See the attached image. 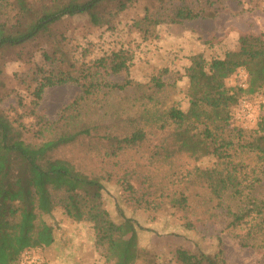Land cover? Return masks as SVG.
<instances>
[{
    "label": "trees",
    "instance_id": "trees-1",
    "mask_svg": "<svg viewBox=\"0 0 264 264\" xmlns=\"http://www.w3.org/2000/svg\"><path fill=\"white\" fill-rule=\"evenodd\" d=\"M140 1L0 0V54L13 51L17 59H24L39 42L63 40L64 34L57 36L52 27L65 17L87 16L94 26L113 29L118 16ZM157 1L147 0L152 4H145L143 15L132 22L144 40L160 25L213 17L216 13L207 12L199 4L217 0H191L190 4L187 0L180 4ZM42 53L52 60L45 50ZM32 55L34 52L27 62H35ZM133 59L131 50L120 46L93 61L74 63L68 72L59 70L58 75L35 64V75L41 76H35L32 104L16 116L0 107V264H17L26 250L50 246L55 241L54 228L42 215L44 209L58 207L76 221L89 220L96 245L104 248L109 259L113 258L112 250L122 238L124 226L134 232L133 240L138 223L121 208L118 210L123 219H113L104 200L103 177L87 174L58 152L89 139L90 150L106 147L108 158H120L146 140L145 127L150 123L158 125L165 135L151 159L162 155L169 159L184 152L197 158L215 157L213 166L195 169L197 179H204L208 187L206 199L219 206L226 195L234 198L236 208L229 209L227 224L231 235L241 246L264 253V196L259 194L264 181V115L250 129L238 124L234 116L242 98L264 90V31L240 33L223 56H208L205 48L188 55L184 71L179 72L180 79L186 78V108L172 102L173 90L169 87H174L178 78L163 77L169 68L148 82L127 78L114 83L108 78L112 74H129ZM239 69L246 71V85L229 86L228 79ZM67 81L78 84L81 94L61 108L56 120H47L36 109L45 87ZM129 87L139 95L133 103L136 113L124 117L119 111L105 110L102 116L89 117L83 110L84 102L96 94ZM26 115L34 117V121L25 124ZM138 175L126 172L121 183L134 206L149 209L155 205L149 193L139 192L132 182ZM147 177L151 185L155 183L151 173ZM173 205L187 215L189 197L181 193L173 199ZM186 225L193 228L190 220ZM127 252L128 248L122 261ZM222 254L221 249L214 255L184 247L176 250L182 264H227Z\"/></svg>",
    "mask_w": 264,
    "mask_h": 264
},
{
    "label": "rangeland",
    "instance_id": "rangeland-1",
    "mask_svg": "<svg viewBox=\"0 0 264 264\" xmlns=\"http://www.w3.org/2000/svg\"><path fill=\"white\" fill-rule=\"evenodd\" d=\"M182 1L173 0L172 3L180 4ZM152 3L142 0L130 6L118 16L113 29L94 26L87 16L61 19L52 29L57 36L62 33L65 38L61 41L44 40L31 48L34 63L27 62L31 53L24 59H17L13 51L7 55L0 54V96L6 95L0 99V107L6 109L10 116H16L32 104V100H35L33 89L37 83L35 76H41L39 73L35 75V64L40 65L44 71L52 70L58 75L59 70H71L74 63L93 61L111 48L124 46L134 55L130 72L112 74L108 78L114 83H122L127 78L148 82L152 76L169 68L170 72L162 74L163 77L172 80L178 78L177 84L169 87L173 90L172 102L186 108V78L180 79L179 72L184 71L188 55L205 48L208 56H223L227 49L234 46L240 33L264 31V0H217L210 4H199L207 12L216 10L213 17L201 16L184 23L163 24L144 40L141 32L132 27V22L143 15L145 4ZM187 3L190 4L191 0H187ZM212 37L214 40L210 39ZM207 40L211 42L202 44ZM39 46L44 47L52 60L45 57L42 53L44 50H38ZM246 80V71L239 69L228 79V85L235 86ZM80 94L81 87L70 81L48 85L36 109L47 120H56L61 108ZM138 96L133 87L124 91L98 93L84 102L83 110L89 117L102 116L105 110L119 111L126 117L137 112L133 103ZM240 102L234 111L235 120L247 129L253 128L256 123L238 120L236 115ZM252 102L258 121L264 115V103L259 104L253 98ZM33 121L32 116L26 115L24 118L25 124ZM145 130L146 140L135 149L127 150L120 158H108L106 147H90V150L89 139L77 141L58 152L59 156L72 160L87 174L103 177L106 186L104 200L113 219L117 222L123 219L118 210L121 208L127 217L138 223L135 224L137 232L133 240L134 232L124 226L123 236L112 250L113 258L109 259L104 248L96 245L89 220L76 221L58 207L51 211L44 209L42 215L53 226L55 241L50 246L26 250L17 264H182L176 258V250L180 247L212 255L221 249L222 258L227 264H264V253L254 247L241 246L227 227L229 209L236 208L235 199L226 195L219 206L206 199L208 187L204 179H197L195 169L213 166L215 157L207 155L197 158L196 155L184 152L169 159L163 155L151 159L165 135L153 123L145 127ZM83 142L88 145L84 146ZM132 171L139 173L138 179H132L134 186L139 192L149 193L147 196L153 200V207L138 208L129 199L121 177ZM148 173L154 178L155 183L152 185ZM181 193L189 197L190 210L187 215L173 205V199ZM259 194L264 196V181ZM187 220L193 223V228L187 227ZM126 248L130 252L126 253V259L122 261Z\"/></svg>",
    "mask_w": 264,
    "mask_h": 264
},
{
    "label": "built area",
    "instance_id": "built-area-1",
    "mask_svg": "<svg viewBox=\"0 0 264 264\" xmlns=\"http://www.w3.org/2000/svg\"><path fill=\"white\" fill-rule=\"evenodd\" d=\"M240 85L245 86L246 82H242ZM252 98L257 100L259 104L264 103V92H257L251 97L242 98L240 108L236 115L238 120H243L247 123H257V116L255 114Z\"/></svg>",
    "mask_w": 264,
    "mask_h": 264
}]
</instances>
